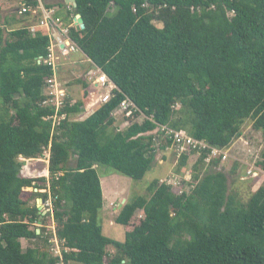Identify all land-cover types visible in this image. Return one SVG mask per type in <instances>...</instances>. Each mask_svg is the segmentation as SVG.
I'll use <instances>...</instances> for the list:
<instances>
[{
  "label": "trees",
  "instance_id": "1",
  "mask_svg": "<svg viewBox=\"0 0 264 264\" xmlns=\"http://www.w3.org/2000/svg\"><path fill=\"white\" fill-rule=\"evenodd\" d=\"M40 1L117 89L83 121L75 117L86 101L72 100L68 91L62 108L44 106V86L55 73L45 63L50 36L38 26L40 13H18L20 20L0 25V264H264V185L241 202L226 175L211 171L222 160L207 162L209 151L198 155L190 181L174 187L156 179L125 202L115 218L129 229L123 242L103 235L96 172L102 165L142 180L156 147L171 146L162 127L228 150L250 119L264 141V0H75V8L65 0ZM78 15L84 29L77 30ZM126 99L137 111L127 127H114L112 114ZM193 154L177 159L176 174ZM42 159L48 180L22 172L27 163L43 174L36 163L29 167ZM257 170L264 173V151L251 174ZM42 188L56 225L53 239L42 227L37 234L43 213L23 198L26 189Z\"/></svg>",
  "mask_w": 264,
  "mask_h": 264
},
{
  "label": "rangeland",
  "instance_id": "2",
  "mask_svg": "<svg viewBox=\"0 0 264 264\" xmlns=\"http://www.w3.org/2000/svg\"><path fill=\"white\" fill-rule=\"evenodd\" d=\"M21 0H0V25L4 24L5 18L20 20L21 15L18 14V9L22 5ZM111 9L110 12H112ZM40 18V15H39ZM33 25V24H32ZM158 28L162 25L156 23ZM6 26V25H5ZM24 26V25H22ZM20 24L12 25V27L6 26L4 28V34L11 29H17ZM35 28V25L31 26ZM30 31V30H29ZM32 34V33H31ZM51 45V43H50ZM50 47V46H49ZM49 53V48H48ZM65 61H56L58 63V80L61 82L62 86L65 87L74 101L82 100L86 101L84 113L76 116L77 121H83L91 114L95 112L98 108L97 99H92L95 95L103 93L104 91H99L102 87L98 84L94 85L95 78L101 72L99 69L91 66L87 58L81 53L70 54ZM82 81L78 83L77 81ZM87 86L84 87V84ZM96 88V92L94 90ZM106 89V88H105ZM93 91V93H91ZM91 93V95H90ZM57 107V106H56ZM178 108V107H177ZM113 115V114H112ZM113 116L116 117V123L114 127L123 129L127 127L126 118L122 112H117ZM143 115H138L136 117L137 122L141 123L143 121ZM59 121V120H57ZM155 133V132H154ZM161 139V138H160ZM156 157L150 168L140 181H133L127 177L117 174L112 168L106 166H98L96 172L101 179L102 193H103V206L99 214V223L102 227L103 235L117 242H123L126 232L129 231L128 227H124L115 222V218L118 214L119 209L125 204L127 200L144 195L148 185L156 179L170 180L174 177H178L180 181H190L191 174L190 169L192 165L196 162L198 155L193 154L189 157L188 168L183 170V174L175 173V166L177 163V157L172 150L169 149H159L156 147ZM264 151V141L260 132L256 131L253 127V122L249 119L245 121L242 126V135L240 138L234 141L233 145L228 149V157L225 161H220L217 168H210L211 171H220L224 173L228 179L229 191L236 194L237 198L245 203L261 185H264V173L256 172L250 175H245L250 169L256 168L257 161L260 159L261 154ZM35 163L42 168L41 175L34 173L31 169L27 171V163L22 168V172L31 174L32 178L34 176L46 178L48 180L47 163L42 159L37 162L32 161L29 165L30 168L35 166ZM234 163H239L241 166L236 168L235 173L231 171L234 168ZM72 162L69 166H72ZM39 170V168H38ZM256 174V175H255ZM47 188H48V184ZM188 186H185L187 190ZM191 187L189 186L188 190ZM46 190L37 189H26L23 198L28 200V205H35L41 213H43L42 218H40L39 224H36L33 228L40 231L39 228L42 227L45 235L49 239H53V234H55L56 225L53 222L49 211L51 209V202L48 199L43 201L39 196V193H45ZM32 194V196H31ZM142 213L139 212L131 221V226L138 224L141 219ZM23 247L30 246V242L22 241ZM53 248L54 255H58L57 248L55 244L50 245Z\"/></svg>",
  "mask_w": 264,
  "mask_h": 264
},
{
  "label": "built area",
  "instance_id": "3",
  "mask_svg": "<svg viewBox=\"0 0 264 264\" xmlns=\"http://www.w3.org/2000/svg\"><path fill=\"white\" fill-rule=\"evenodd\" d=\"M28 12L40 13V24L38 26L42 27L47 31L50 36V47L49 53L45 63L53 68L55 75L52 78L46 80L44 86V95L48 99V101H44L43 105L51 104L55 106L56 109L62 108L65 103V99L68 97L67 90L62 86L61 82L58 80V63L56 61H65L68 55L77 54L80 52L79 48L72 43V41L68 37V29L63 27V23L60 18L55 17L54 9H46L42 2L38 0V5L36 8H30L26 6L20 7V14ZM35 28H29L32 34H35ZM100 85L102 88L99 90H103V93L95 95L92 99H97V106H101L109 102L112 97L113 90L117 89L116 86L108 80V78L100 73L96 76L94 85ZM106 88V89H105ZM96 92V88H94ZM93 93V91L91 92ZM90 93V95H91ZM57 106V107H56ZM137 111V108L134 104L128 99L121 102L118 109L113 113V115L117 112H122L125 117H131L133 113ZM64 119L65 117L62 116ZM159 130V129H158ZM160 131L163 133V137H167L172 143L171 146L167 149L172 150L176 155L177 159L186 154L194 152L199 155L202 151H209L207 162H210V158H220L222 161H225L228 157V150H219L211 148L204 141H197L189 136L185 131H175L172 129H168L166 127L160 128ZM47 156V153H45ZM27 167V171H28ZM251 174V171L248 172ZM168 184L173 185L174 187H178L180 185V179L178 177H174V179L167 180Z\"/></svg>",
  "mask_w": 264,
  "mask_h": 264
},
{
  "label": "water",
  "instance_id": "4",
  "mask_svg": "<svg viewBox=\"0 0 264 264\" xmlns=\"http://www.w3.org/2000/svg\"><path fill=\"white\" fill-rule=\"evenodd\" d=\"M64 3L66 5H73L74 8L76 7L75 0H65ZM19 11L20 9H18V12ZM75 24H76L77 30L84 29L83 20L81 19L79 15L75 17ZM156 131H159V130L157 129ZM37 234H39V231H37Z\"/></svg>",
  "mask_w": 264,
  "mask_h": 264
},
{
  "label": "clouds",
  "instance_id": "5",
  "mask_svg": "<svg viewBox=\"0 0 264 264\" xmlns=\"http://www.w3.org/2000/svg\"><path fill=\"white\" fill-rule=\"evenodd\" d=\"M19 9H20V7H19ZM19 13V12H18Z\"/></svg>",
  "mask_w": 264,
  "mask_h": 264
}]
</instances>
